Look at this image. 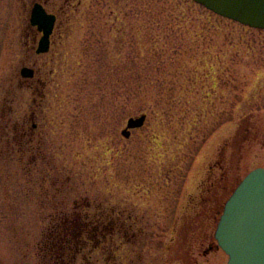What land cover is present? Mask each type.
<instances>
[{
    "label": "rangeland",
    "instance_id": "obj_1",
    "mask_svg": "<svg viewBox=\"0 0 264 264\" xmlns=\"http://www.w3.org/2000/svg\"><path fill=\"white\" fill-rule=\"evenodd\" d=\"M35 1L25 13L21 0H0V264H48L53 216L77 202L86 212V198L92 211L103 204L148 216L147 225L124 234L135 245L120 232L109 236L123 261L189 264L172 226L189 194L215 180L225 205L246 175L264 168V29L194 0H50L48 9L61 13V35L42 55L40 35H30L33 53L25 59ZM23 58L38 70L29 89L15 77ZM10 102L14 111L5 115ZM33 112L38 129L29 146L24 140L21 159L7 126ZM141 112L145 126L123 137L127 120ZM90 249L75 263L105 264L101 249ZM198 259L225 264L228 255Z\"/></svg>",
    "mask_w": 264,
    "mask_h": 264
},
{
    "label": "flooded vegetation",
    "instance_id": "obj_2",
    "mask_svg": "<svg viewBox=\"0 0 264 264\" xmlns=\"http://www.w3.org/2000/svg\"><path fill=\"white\" fill-rule=\"evenodd\" d=\"M21 1L23 2V8L25 9V13H26L28 9V0H21ZM49 1L50 0H36L33 3L32 7L36 3H41L48 12L56 15L55 27L53 30V34L51 35V46H50L51 49L55 41L54 37H56V35H61V28H59L58 26L60 24L61 13L58 10L57 12L50 11L47 6L49 4ZM69 2L65 1L66 4H70ZM61 8L63 9L64 6H62ZM28 29H30L29 31L31 32V34H29ZM24 31H25V35H24L25 39H24L22 52H23V56H25V59H27L28 54L30 52L33 53L32 49L34 46V44H30L29 36L32 35L34 41L35 40L34 36L37 35L41 36L42 32L38 29L37 26H34L30 23V17H29V23H27V27L24 29ZM36 49H37V45L35 51ZM37 55H42V54H37ZM25 59L23 58L21 68L23 67L33 68L34 69L33 78L23 77L21 74V68L19 74L17 73L15 77L19 78L20 80L19 86L21 88L26 87L24 89H29L31 88L29 82L35 80L38 74V70L36 69L35 66H32L29 63H27V61H24ZM37 92L40 95H44V91H42L39 88L37 89ZM11 104L12 102H10L9 107H6L5 115H10L13 113L14 108L12 107ZM38 118H39V114L33 112L31 116H29V114H26L24 117H22L21 120L20 119L14 120L13 118H10L9 123L14 125L13 126L6 125V126L12 128L11 131L14 134L16 140L19 141V139L22 138L23 143L26 142L27 146H29V143L34 141V138L36 136L35 133L39 125ZM30 121L32 122V125L29 127L28 122ZM15 131L17 133H15ZM19 131H21V133ZM23 158H25V156ZM56 182H60V178H58ZM212 184H213L212 187L200 188L198 193H190L187 198V204H186L189 205V207H187V209H185V211L179 214L174 220L172 219V217H174L175 205L173 210L170 209V211H167L164 214L165 224H168V220L169 222H171L172 219L173 220L172 226L180 229V232L178 231L177 233L181 239L182 238L184 239V241H181L182 244H179L177 247L178 250L180 251L179 254H181L179 257H182L185 261H188L189 264H209L208 262H200L198 258L199 257L205 258L211 254H216L219 253V251H221L218 240L216 238V229L214 231L213 228L217 227V224L220 221V217L224 206L223 204L224 201L222 202L221 191H220L221 189L219 183L214 180L212 181ZM67 192L68 190L64 192V194L67 195V197L64 200L65 202L70 199ZM74 200H76L75 202H77V198H75ZM85 200L86 201L84 202V205H82V207L87 208L86 212H80V210H78L81 209V204L77 202L75 203L72 210L62 209L60 210V212L64 213L63 215H58V217L53 216V221H52L53 223L50 224L49 227L63 228V232H61L60 235H61V239L63 240L62 241L63 244L61 245V248L62 251L64 252L62 253L64 257L61 258L62 260L60 262L57 260L56 264L58 263L76 264L75 262L77 256L81 254L85 248H89L90 246H91L90 251L94 249L95 250L101 249L103 261L105 262V264H143L142 261H138V260L123 261L122 252H120L119 254L114 252V248L120 249L121 247H118L115 242L109 245L110 242L109 236L113 238V234H118L120 232L123 235L121 239H125V241L121 240L122 242L128 245L130 244L135 245L133 241L136 240L127 237L124 234L130 228H135V227L142 228L144 225H147L145 222H143V219L144 217H148V216L146 214H143L142 215L143 219H142L141 217H139V214L128 213L126 209L118 213L114 208L111 210L104 208L103 204L95 205L96 208L94 211H92L91 207L93 203L89 202L87 198ZM174 202L175 204L177 203L178 205L180 202L179 198L173 200V204ZM70 211H72L73 213ZM65 213L68 214L65 215ZM74 228L79 229L78 232L81 233V236H79L80 238H76L75 236L71 235V231H73ZM211 229H213L214 233L211 232ZM133 233L137 234L138 232L134 231ZM71 242L74 243L70 245ZM128 245L125 244L122 245L123 247L122 249L124 250V247ZM129 250L131 249L129 248ZM138 258L142 259L143 255L139 254ZM178 259L179 258H176V260ZM88 260H89V264H95L92 261H90V259ZM170 260H172V255L169 256V260L167 259L168 262H170Z\"/></svg>",
    "mask_w": 264,
    "mask_h": 264
},
{
    "label": "water",
    "instance_id": "obj_3",
    "mask_svg": "<svg viewBox=\"0 0 264 264\" xmlns=\"http://www.w3.org/2000/svg\"><path fill=\"white\" fill-rule=\"evenodd\" d=\"M211 11L244 25L264 29V0H195ZM56 17L36 4L31 22L44 35L37 52H47L50 47ZM25 77H33L34 70L24 67ZM146 114L130 117L122 135L129 138L131 129L145 124ZM216 237L229 255L227 264H264V168L251 171L236 187L227 200L219 221Z\"/></svg>",
    "mask_w": 264,
    "mask_h": 264
},
{
    "label": "trees",
    "instance_id": "obj_4",
    "mask_svg": "<svg viewBox=\"0 0 264 264\" xmlns=\"http://www.w3.org/2000/svg\"><path fill=\"white\" fill-rule=\"evenodd\" d=\"M17 143H18L17 146H19L18 150L21 152V159H23L22 154L24 153L25 148L22 146V144H24L22 138H20ZM78 231H79L78 228H74V230L71 231V235L75 236L76 238H80L79 236H81V233ZM61 232H63V228H53L49 232L47 231V238L44 248L45 255L43 254V256L47 258L48 264H52L51 261H54L56 263V261L58 260L60 262L62 260L61 258L64 257V255L62 254L64 252L62 251L61 248V245L63 244L62 242L63 240L61 239V235H60ZM72 243L74 242H71L70 245H72Z\"/></svg>",
    "mask_w": 264,
    "mask_h": 264
}]
</instances>
